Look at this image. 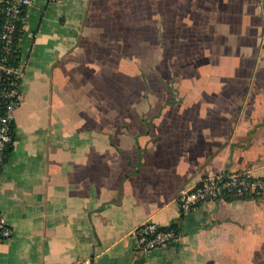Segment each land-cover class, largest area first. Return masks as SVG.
Segmentation results:
<instances>
[{
	"label": "crops",
	"instance_id": "crops-1",
	"mask_svg": "<svg viewBox=\"0 0 264 264\" xmlns=\"http://www.w3.org/2000/svg\"><path fill=\"white\" fill-rule=\"evenodd\" d=\"M262 2H35L0 264H264V198L176 206L206 176L264 177ZM143 223L179 237L139 251Z\"/></svg>",
	"mask_w": 264,
	"mask_h": 264
},
{
	"label": "built area",
	"instance_id": "built-area-1",
	"mask_svg": "<svg viewBox=\"0 0 264 264\" xmlns=\"http://www.w3.org/2000/svg\"><path fill=\"white\" fill-rule=\"evenodd\" d=\"M37 0H0V176L13 147L14 115L19 106L23 78L16 37L26 25L27 10ZM60 3L65 0H47ZM264 16V0L262 2ZM264 198V177L249 172L206 176L185 191L176 201L180 216L206 202L254 200ZM12 230L0 216V243L8 240ZM133 235L139 251L160 248L179 237L171 224L143 223Z\"/></svg>",
	"mask_w": 264,
	"mask_h": 264
},
{
	"label": "rangeland",
	"instance_id": "rangeland-1",
	"mask_svg": "<svg viewBox=\"0 0 264 264\" xmlns=\"http://www.w3.org/2000/svg\"><path fill=\"white\" fill-rule=\"evenodd\" d=\"M144 1H149V0H142V2ZM133 2L134 0H127L129 10H133V8H131L134 5Z\"/></svg>",
	"mask_w": 264,
	"mask_h": 264
},
{
	"label": "trees",
	"instance_id": "trees-1",
	"mask_svg": "<svg viewBox=\"0 0 264 264\" xmlns=\"http://www.w3.org/2000/svg\"><path fill=\"white\" fill-rule=\"evenodd\" d=\"M20 34H21V32H19V33H18V35H17L16 37H19V36H20ZM171 227H172V228H176V229H177V231H178L177 224H175V223H172V224H171Z\"/></svg>",
	"mask_w": 264,
	"mask_h": 264
}]
</instances>
